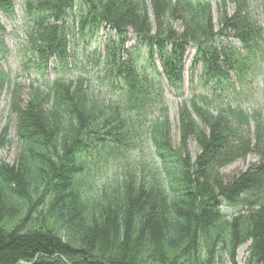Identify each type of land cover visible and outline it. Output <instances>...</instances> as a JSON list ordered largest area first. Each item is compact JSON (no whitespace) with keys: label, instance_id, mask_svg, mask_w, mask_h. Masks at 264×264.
Masks as SVG:
<instances>
[{"label":"trees","instance_id":"16d2710c","mask_svg":"<svg viewBox=\"0 0 264 264\" xmlns=\"http://www.w3.org/2000/svg\"><path fill=\"white\" fill-rule=\"evenodd\" d=\"M14 1L0 0L5 18L14 17ZM212 2L235 6L231 16H222L218 31ZM23 10L32 58L26 68L44 78L55 63V78L43 86L34 81L25 103L18 81L0 71V93L8 83L21 145L14 165L0 160V264H239L247 245L244 264H264V110L228 104L213 116L211 98L194 96L180 112L178 148L169 140L165 115L153 116L146 131L159 166L151 177L124 174L88 196L85 159L104 147L130 146L132 117L118 106L99 104L86 79L70 80L63 72L71 27L89 40L107 30L106 49L118 54L111 71L129 88L134 109L152 102L135 63L140 57H160L170 81L181 82L179 67L192 47V69L214 89L240 69L228 64L231 48L225 43L233 40L243 54L262 59L256 8L247 0H26ZM175 23L183 26L182 34ZM128 28L136 37L131 48ZM3 34L0 24L1 40ZM253 124L254 143L248 137ZM188 140L200 149L196 158L187 153ZM250 154L258 163L247 171L232 178L221 174ZM228 209L236 213L228 215Z\"/></svg>","mask_w":264,"mask_h":264},{"label":"rangeland","instance_id":"374dc122","mask_svg":"<svg viewBox=\"0 0 264 264\" xmlns=\"http://www.w3.org/2000/svg\"><path fill=\"white\" fill-rule=\"evenodd\" d=\"M255 10L256 21L263 29V45H264V0H247ZM15 14L9 19L0 14V24L4 27L2 35L3 50L0 58V71L10 75L12 83L18 81L22 88V100L27 103L30 99L32 84L36 81L41 86L46 82H53L55 71L53 65L47 69L46 77H41L40 73L34 68H26L25 63L32 58L27 52L29 40L26 35V20L24 14V4L26 0H15ZM212 15V24L214 30L220 28L222 16H231L235 11V6L229 4L220 7L216 2H212L210 7ZM76 11L78 9L76 8ZM75 12V10H74ZM76 13V12H75ZM152 26V32H157L158 26L154 17L149 18ZM174 29L182 34L184 31L180 23H175ZM72 40L67 48L68 61L65 64V74L70 80L84 78L88 81L91 93H93L95 101L99 104L110 106H118L123 112L132 117L133 136L131 137L130 146L119 145L117 147H104L85 159L90 176L85 178V191L88 196L95 195L107 184H111L121 179L124 174L142 173L143 176L151 177L159 164L157 158L153 154V148L150 145L147 129L150 119L153 116L165 115L169 140L174 148H178L182 142V130L180 121V112L183 105L197 95H203L211 98L214 111L212 115H216V110H221L228 104H241L247 110L260 112L264 110V51L261 58L252 59L242 53L239 43L232 40L231 45L225 43L231 48L228 56V64L240 65L239 71L232 72L225 68L227 79L223 85L216 86L214 89L208 88L199 79V71L192 69V59L194 58V49L187 48L184 55L183 63L179 69L182 70L181 82H171L165 73V67L160 57L155 56L154 59L147 60L140 57L136 61L139 72L143 75L142 84L148 87L150 99L154 104L153 107L144 110L134 109V104L130 101L129 88L116 79L111 71L118 61V54L112 50L106 49V42L109 32L103 30L97 38H83L78 34L74 27H71ZM114 33H110L113 37ZM127 48H131L136 41L133 30L128 28ZM224 44V45H225ZM225 76V75H223ZM3 89L0 93V137L5 129L7 131V145L0 149V160L6 164L14 165L19 156L21 145L17 139L18 119L10 113V86L8 83L2 85ZM13 86H11L12 88ZM145 90V89H144ZM146 91V90H145ZM165 109V112L162 111ZM191 118L196 125L203 123L194 112L189 110ZM264 127V117H263ZM257 132L255 125L250 127L248 137L249 140L255 141ZM187 153L192 158L200 153V149L193 140H188ZM258 163L255 155H246L244 159L223 168L221 174L229 178L241 172L247 171L251 166ZM228 215L236 213V210H225ZM247 246L239 251V264H244Z\"/></svg>","mask_w":264,"mask_h":264}]
</instances>
